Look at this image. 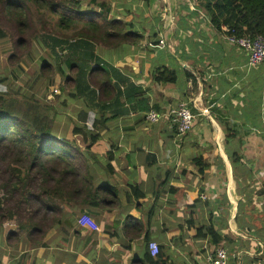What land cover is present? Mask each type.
<instances>
[{
    "label": "crops",
    "instance_id": "obj_1",
    "mask_svg": "<svg viewBox=\"0 0 264 264\" xmlns=\"http://www.w3.org/2000/svg\"><path fill=\"white\" fill-rule=\"evenodd\" d=\"M108 3V14L131 22L142 38L94 51L109 67L111 84L133 88L119 99L110 87L100 99L92 86L79 96L65 90L51 103L59 112L52 125L67 138L73 123L99 134L89 172L96 182L109 180L120 202L112 213L65 207L68 223L53 226L38 247L25 238L6 245L14 226L4 224L0 264H208L216 245L195 234L210 214H227L230 240L218 246L232 247L228 264H264V66L250 65L226 26L215 27L194 0ZM54 81L59 93L60 76ZM182 102L193 123L176 136L168 114ZM146 108L159 113L157 122L145 120ZM126 214L149 221L146 237L123 233ZM150 240L161 255L145 256Z\"/></svg>",
    "mask_w": 264,
    "mask_h": 264
},
{
    "label": "trees",
    "instance_id": "obj_2",
    "mask_svg": "<svg viewBox=\"0 0 264 264\" xmlns=\"http://www.w3.org/2000/svg\"><path fill=\"white\" fill-rule=\"evenodd\" d=\"M82 1L0 0V40L7 39L11 43L6 62L15 64L25 54H30L34 50L32 40L36 37L35 41L41 37L55 56L52 62L44 60L39 64V75L45 79L46 87L54 86L55 76H60L59 93L51 92V103L63 96L65 90L74 89L76 93L72 95L79 96L92 86L96 89L94 93L98 92L96 98L100 99L110 93V87L114 97L119 99L133 88L131 83L122 88L111 84L109 67L100 63L101 58L94 49L98 44L134 45L142 38L141 34L133 29L131 22L108 14L109 0H88L91 5L85 9ZM194 1L208 13L215 27L226 26L228 35L261 36L264 40V0ZM49 24L61 30L41 33L42 25ZM255 64L264 66L262 62ZM163 74L165 72L158 79L164 80ZM6 80V76L0 75V84ZM4 101L0 92V227L6 223L14 226L6 232L5 244L15 246L25 238L31 247L42 246L53 226L68 223L64 211L67 206L77 207L80 214L89 210L112 213L120 202L113 184L109 180L96 182L87 164L89 157L98 160L90 148L99 134L73 123L70 138L57 135L52 124L59 112L52 104L41 102L37 111L27 118L7 111ZM65 104L64 100L62 105ZM150 109L146 108L145 112ZM232 158L239 160L240 156L234 154ZM241 206L239 202L235 216L240 228ZM226 218L227 214H220L219 219L210 214L208 223L197 227L195 237H208L216 246L222 240L228 242ZM261 220L264 223V214ZM149 224L142 214L140 217L126 214L123 233L133 238L144 233L146 237ZM232 251V247L227 249L228 256L234 254ZM158 254H162L160 249ZM149 255L147 248L145 256Z\"/></svg>",
    "mask_w": 264,
    "mask_h": 264
},
{
    "label": "rangeland",
    "instance_id": "obj_3",
    "mask_svg": "<svg viewBox=\"0 0 264 264\" xmlns=\"http://www.w3.org/2000/svg\"><path fill=\"white\" fill-rule=\"evenodd\" d=\"M90 5L88 0H83L81 3L83 9L90 7ZM42 29L41 33L43 34L61 30L53 27L52 24L42 25ZM36 38L32 40L34 50L28 55L25 54L15 64L6 62V56L11 51V43L7 39L0 40V75L7 78L5 82L0 84V92L5 98L4 105L7 111L16 112L27 118L37 111L41 102L51 105V92L56 88L52 85L46 87L45 79L39 75V64L44 60L52 62L55 56L45 46L41 37H38V41H35ZM58 129L54 128L53 131L56 132Z\"/></svg>",
    "mask_w": 264,
    "mask_h": 264
},
{
    "label": "built area",
    "instance_id": "obj_4",
    "mask_svg": "<svg viewBox=\"0 0 264 264\" xmlns=\"http://www.w3.org/2000/svg\"><path fill=\"white\" fill-rule=\"evenodd\" d=\"M228 30L227 27H225ZM227 38L233 41L238 46L242 47L249 55V63H264V40L261 36L248 37V36H235L228 35ZM161 44L164 40L159 41ZM56 91V89H54ZM145 119L148 122L155 123L159 120L160 115L157 111L150 109L144 113ZM169 121L175 126L176 136L186 133L191 129L194 114L187 102L180 103L176 108L171 109L168 114ZM158 245L155 241L148 242V250L150 255L155 256L158 254ZM208 264H228L227 251L221 247L216 246L213 250L209 251L207 255Z\"/></svg>",
    "mask_w": 264,
    "mask_h": 264
}]
</instances>
